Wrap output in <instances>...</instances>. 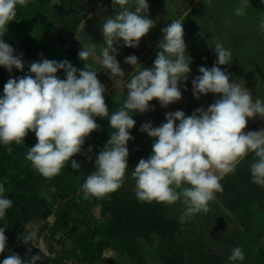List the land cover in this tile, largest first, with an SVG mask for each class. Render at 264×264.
<instances>
[{"label": "clouds", "instance_id": "obj_1", "mask_svg": "<svg viewBox=\"0 0 264 264\" xmlns=\"http://www.w3.org/2000/svg\"><path fill=\"white\" fill-rule=\"evenodd\" d=\"M26 3L27 0H0V66L9 73L13 68L23 71L24 61L22 54L14 55V48L3 38L9 23L17 16V5ZM112 3L120 11L104 20L101 30L104 44L99 55L92 43L81 46L78 57L81 61L95 57L100 67L110 73L117 90L127 89L126 99L118 110L109 113L104 95L107 88L97 72L87 64L77 68L68 60L45 58L32 62L28 74L8 79L0 96V142L19 145L29 132H34L37 142L29 148L26 159L47 179L59 175L69 161L73 169H80L72 157L81 153L86 138L100 128L96 117L109 120L113 131L95 157V171L81 186L85 198H103L124 186L127 144L134 139L129 130L136 124L133 114L149 111L154 99L164 108L180 101L181 83L188 80L191 72L183 22L173 20L162 29L163 39L152 68L141 65L135 55L125 58L124 62L134 69L125 80L116 58L121 42L123 47H138L155 21L148 17V0H134V4L132 0H112ZM246 7L247 0H243L235 14L243 16ZM260 29L264 32V20ZM214 51L217 60L211 68L199 67L200 75L192 80V91L197 100L209 93L220 98L207 109L197 108L191 115L186 116L182 110L167 112L166 122L158 127L143 123L140 131L153 139L151 155L141 158L131 173L139 201L167 205L182 201L185 206L182 220L194 213H207L215 194L223 192L220 181L234 173L249 154L253 157L249 164L251 182L264 187V129L245 131L249 119L264 118V100L254 99L250 89L222 70L221 66L231 63L230 51L219 41L215 42ZM59 71L64 72V79L58 77ZM88 152H92L91 146ZM4 191V185L0 184V219L12 207ZM7 239L5 227H0V254L5 252ZM39 258L34 255L25 259L11 253L2 264H36ZM244 258L239 246L232 249L229 257L231 261Z\"/></svg>", "mask_w": 264, "mask_h": 264}, {"label": "rangeland", "instance_id": "obj_2", "mask_svg": "<svg viewBox=\"0 0 264 264\" xmlns=\"http://www.w3.org/2000/svg\"><path fill=\"white\" fill-rule=\"evenodd\" d=\"M101 1L103 0H89V2L83 0L81 8L86 11L89 6L95 7ZM105 1L104 3L107 4L108 0ZM194 2L195 4L192 5ZM242 2L243 0H148V17L155 21V26L141 39L138 47H123L121 42L119 55L116 58L120 65H125L128 68L132 67L124 62L128 56L135 55L138 57V62L143 61L145 58L141 56L145 53L148 55L163 39L162 29L171 21L179 20L183 22L186 54L189 52L191 57L190 68L192 71H194L193 66L197 68L213 66L217 60L214 45L219 41L226 50L231 52V63L221 66L222 70L227 71L228 69L229 71L231 69L229 72L232 74L233 80L239 78L238 80L245 87L255 90L257 95L262 96H253L254 99H264V32L260 29V23L264 20V3L261 0H247L245 14L237 16L235 10ZM132 3L134 4V0ZM131 6L132 4H130ZM107 7L108 9L98 12V14L97 11L91 12L89 17L81 22L75 35L70 32L71 27H68L66 31L61 23L55 24L58 32L75 47L77 54L81 46L95 43L96 54L99 55L100 47L104 44L101 34L104 20L107 16H114L120 11L118 5L113 4L112 8L111 5ZM54 8L62 9L60 1L54 0ZM56 40L61 46L62 37L57 36ZM158 50L157 47L148 60L142 62L141 65L145 68H152ZM94 59L95 57H89L86 62L92 66L95 64ZM95 70L98 79L105 85L107 80L98 72L97 68ZM194 72H190L187 81L200 75ZM104 95L109 113L118 110L119 102L116 95L109 90ZM214 95L211 93L206 96L202 95L201 99L210 98L213 100ZM253 121L248 120L249 127L254 125ZM97 124L100 125L97 133L104 136V140L92 145L90 143L92 152L96 156L107 143L110 133L113 131L106 121H99ZM137 125L129 130L131 135L132 132H140V135L136 134V136L141 137L134 138L127 144L129 156L124 186L103 198H85L81 190L84 178L80 177L77 182L80 185L77 199H80L81 202H88L86 211L71 212L69 225L55 233L54 228L62 224L60 220L61 208L68 209L72 206V201L59 195L53 198L52 194L48 192L49 188L46 187L50 185L51 181L40 178L37 171L34 180L31 176H26L23 183L16 178V175L11 178L5 176L9 171L10 161L20 151V144L17 145L13 142L10 145H4L0 142V184L4 185V197L12 201V207L7 209L5 217L0 219V227H5V235L8 238L5 252L0 254V264L11 253H17L22 258L29 259L32 255H38L41 258V252L51 259L39 260V258L36 264H88L83 260H78L75 254L81 253L76 238L86 233L90 223L92 230L97 229L98 231L94 234L93 240L102 249V259L116 260L115 264H158L155 251L157 248L152 246L158 244V237L167 239L170 234L178 233L181 228L184 229L188 217L181 219L185 207L182 201L173 205L153 201L146 211L147 217L144 218L146 202H141L136 198L135 179L131 173L141 158L147 159L151 155L153 139L142 135L143 132ZM132 136L134 137V135ZM12 145H16L15 148ZM90 174H87L86 177ZM52 192H56V189L53 188ZM40 198L46 199L47 204L43 208L38 206ZM248 199V197L240 198L239 203H245ZM208 207L207 213L199 212L192 215L194 219L197 217L203 226V232L199 231L198 249L206 247L213 257L231 261L229 257L232 249L239 246L245 255L243 261H237L239 264H264L263 224L258 227L255 225L246 231L240 230L237 228V223L229 216L226 206L217 199V196L209 202ZM46 211L50 213L49 217L52 220L45 217L44 212ZM252 213L257 220L264 218L263 210L256 209ZM112 221V228L108 229ZM137 223L143 227L146 225L145 228H142L145 232L141 237L137 231L131 232L132 229H136L130 226L137 225ZM101 230H107L108 236H105V233H100ZM19 232L22 239L16 240L13 244L12 241ZM121 247H125L132 257L121 252ZM136 255H143L142 261H139L135 257Z\"/></svg>", "mask_w": 264, "mask_h": 264}, {"label": "trees", "instance_id": "obj_3", "mask_svg": "<svg viewBox=\"0 0 264 264\" xmlns=\"http://www.w3.org/2000/svg\"><path fill=\"white\" fill-rule=\"evenodd\" d=\"M58 1H60L62 5V9L59 10L54 8V0H27L26 6L17 5V16L14 21L9 23L8 31L5 33L3 39L7 44L14 48V55L22 54L24 70L19 71L13 68L12 72L9 73L7 69L0 66V96L3 95L4 84L9 78H19L28 74L32 62L42 61L45 58L56 61L68 60L75 67L80 69L84 68V64H87L92 70L96 67L95 65H89L86 62L87 60L81 61L75 47H73V45L68 42L67 38L63 37L55 27L56 23H61L66 31L68 27H71L70 32L72 35H75L78 32L81 22L86 19L95 7L89 6V8L84 11V9L81 8L83 0ZM87 1L89 2V0ZM54 31H56L55 35H53ZM57 36L62 37L63 39L61 46L58 45V41L56 40ZM57 75L61 79L65 78L63 71H59ZM121 105V103H118L117 106L121 107ZM96 118V122L106 121L109 123V120L106 118ZM101 140H104V136L102 137L97 131L92 132L90 136L86 138L81 153L72 157V159L80 164V169H73L71 167V162L69 161L65 164L59 175L51 179L45 178L46 180L51 181L50 185L46 187L49 188L48 192L52 194L53 198H55L56 195H59L72 201V206L68 209L64 207L61 208L60 220L62 224L60 226L57 225L54 228V233L69 225L71 212L81 213L82 211H86L88 202H81L80 199H77L80 189V185L77 182L80 177L84 178V182L86 175L95 171L96 155L93 152L89 153L88 148L93 143H99ZM36 142L35 133L29 132L25 137L24 142L19 146L20 151L14 155L15 158L10 161L9 171L5 176L11 178L16 175V178L20 180L21 183L24 182L23 180L26 176H31L32 180H34L36 170L32 167L31 162L26 159V154L29 148L34 146ZM15 146L12 145L14 148ZM89 156H91L92 159H89ZM39 177L44 178L40 174ZM53 188L56 189V192H52ZM46 204V199H39L38 206L40 208H43ZM149 208L150 203L146 202L144 218L147 217L146 215L148 214L146 211ZM44 215L48 218L50 213L46 211L44 212ZM49 218L51 219V217ZM112 224L113 221L109 224L108 229L112 228ZM130 227H135L136 230L132 229L131 232L137 231L140 233L139 236L141 237L142 233L145 232L142 228H145L146 225L143 227V225L137 223V225ZM198 228V223L194 219L188 218L184 229L181 228L178 233L170 234L167 239L158 237V244L152 246L157 248L155 251L158 264H239L237 261L219 260L216 257H213L209 249L206 247H200L198 249L200 240ZM106 231L107 230H101L100 233H105V236H108ZM97 232V229L92 230V224L90 223L86 233L79 235L76 238L78 248L81 250L80 254H75L76 258L78 260H83L88 264H115L114 262L116 260L109 261L102 259V249L99 248L93 240L94 234ZM128 233L130 234V232ZM20 239H22V237L19 232L12 243L14 244L16 240ZM120 251L127 253L129 255L128 257H132L125 247H121ZM135 257L139 261H142L143 259V255H136ZM45 259L51 258L41 252V258L39 260Z\"/></svg>", "mask_w": 264, "mask_h": 264}, {"label": "crops", "instance_id": "obj_4", "mask_svg": "<svg viewBox=\"0 0 264 264\" xmlns=\"http://www.w3.org/2000/svg\"><path fill=\"white\" fill-rule=\"evenodd\" d=\"M104 2L106 1L103 0L99 3V5H96L93 11H97V14H98V12L100 13V12H103L104 9L106 8L108 9L107 6L109 5H111V8L113 7L112 0H108L107 4H105ZM194 4L195 2L192 5ZM88 17L89 15L86 18ZM158 45L153 51H150L148 55L146 53L143 54L141 57L145 59L143 61L142 60L139 61V63L141 64L142 62L147 61L148 58L157 49ZM188 55H189V52H188ZM93 65L96 66L95 69L97 68L98 72L101 73V75L105 77V79L107 80L105 82V86L108 88L107 90L112 91V93H114L116 97L118 98V102L123 105V102L126 98L127 89H123V92L117 90L115 81L112 78H110V73L108 71L106 72V69H102L100 66L98 68L99 64L96 61H95V64ZM120 66L125 73L124 79L125 80L129 79L130 74L134 71L133 67L128 68L125 65H120ZM193 67H194V71L197 74H200L198 71L199 68L195 66ZM194 71L191 70V72H194ZM229 71L231 72V69ZM229 71L228 73H230ZM238 79L239 78H237V80ZM180 87H181V92L183 94L182 99L180 101L170 104L167 108H164V107H161L158 100L154 99L153 101L150 102L149 111L145 113H134L133 114V119L136 121V124H138L137 126L139 130L142 124L145 122L151 123L153 127L160 126L162 123L166 122L165 115L167 112H175L177 110H182L187 116V115H191L197 108L204 107L205 109H207V107L210 104L215 102V98L219 99V97L214 95L212 97L214 101L211 100L210 98L201 99V97L199 100H197L193 95L192 80L182 82ZM251 92H252V96L254 97L259 96L257 95L258 93H256L255 90L252 89ZM259 97H262V96H259ZM261 100H264V99H261ZM252 120H254L253 122H255L253 123L254 125L252 124L253 126L249 127L247 124V128L245 129V131L264 129V118L257 117L255 119H251V121ZM178 123L179 121H177V124ZM136 124L134 127H136ZM139 133L140 132L135 131V132H132V135H134V138H139L141 136H136V134H139ZM142 135H144L146 138L149 137L147 133H143ZM252 159H253L252 155L249 154L248 157H246L244 160H242L237 165L236 171L234 173L226 175L220 181V183L223 186V192L215 194L217 196V199H219L220 202H222L226 206L229 216H231V218L237 223V226H238L237 228H239L240 230L241 229L245 230V231L250 228L252 229V227H254L255 225L256 227L261 226L262 222L264 225V218L261 220L260 219L257 220L255 219V216L252 213V211L256 209L264 211V187H260L251 182L249 164L252 161ZM247 197L249 198L247 202L242 203V204L239 203L240 198L245 199ZM262 216L264 217V214ZM188 218L194 219L192 216ZM195 219L198 223L199 231L203 232L202 223L198 221L197 217Z\"/></svg>", "mask_w": 264, "mask_h": 264}, {"label": "flooded vegetation", "instance_id": "obj_5", "mask_svg": "<svg viewBox=\"0 0 264 264\" xmlns=\"http://www.w3.org/2000/svg\"><path fill=\"white\" fill-rule=\"evenodd\" d=\"M263 224V223H262ZM264 226V225H263Z\"/></svg>", "mask_w": 264, "mask_h": 264}]
</instances>
